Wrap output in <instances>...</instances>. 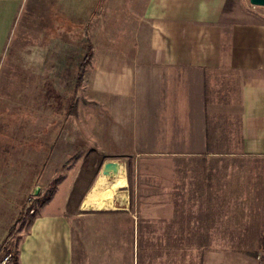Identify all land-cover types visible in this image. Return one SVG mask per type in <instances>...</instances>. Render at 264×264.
Listing matches in <instances>:
<instances>
[{"label": "crops", "instance_id": "0c3cea01", "mask_svg": "<svg viewBox=\"0 0 264 264\" xmlns=\"http://www.w3.org/2000/svg\"><path fill=\"white\" fill-rule=\"evenodd\" d=\"M127 1L132 43L126 62L132 149L127 154L165 160L161 171L169 168V160H203L206 172L225 157L264 156V19L237 0ZM21 10L22 0H0V72ZM118 165L117 172L123 171ZM177 165L173 180L151 172L153 165H135L143 171L141 181L134 182L141 188L133 198L140 203L138 212L124 171V179L106 181L101 174L91 188L92 182L87 184L75 212L67 207L70 179L60 200L52 205L55 189L20 232L17 264H132L139 217L142 228L158 226L162 249H175L183 201L190 203L186 233H212L211 207L220 202L216 195L223 179H214L212 172L180 177L184 169H203ZM155 174L161 179H151ZM108 206L105 215L89 211ZM263 232L264 222L259 235ZM259 235L258 253L240 264H264ZM194 244L195 249L214 248Z\"/></svg>", "mask_w": 264, "mask_h": 264}, {"label": "rangeland", "instance_id": "374dc122", "mask_svg": "<svg viewBox=\"0 0 264 264\" xmlns=\"http://www.w3.org/2000/svg\"><path fill=\"white\" fill-rule=\"evenodd\" d=\"M237 1L264 19V6ZM128 2L22 0L0 72V264L15 251L19 234L29 223L30 208L35 214L37 198L50 182L57 179L52 184L53 192L57 189L54 205L73 180L67 207L75 212L82 207L83 188L92 182L91 188L103 162L111 160L121 163L129 175L131 206L137 212L140 203L133 198L141 188L135 189L134 182L141 181L143 173L135 169L138 164L153 165L151 172L172 180L177 163L199 164L203 170L184 169L178 176L212 172L211 177L225 183L220 195L215 194L220 202L211 207L212 233H186L190 203H181L182 233L175 249H162L158 226L142 228L139 217L132 264H240L246 255L258 253L264 222V156L225 157L212 162L206 172L203 160H169V168L161 171L165 160L127 154L132 150ZM87 52L88 61L78 77L77 68ZM123 171L116 176L124 179ZM156 174L151 179H161ZM114 176L103 175L106 181ZM109 208L89 211L105 215ZM194 242L212 243L214 248L195 249ZM5 264H11V257Z\"/></svg>", "mask_w": 264, "mask_h": 264}, {"label": "trees", "instance_id": "16d2710c", "mask_svg": "<svg viewBox=\"0 0 264 264\" xmlns=\"http://www.w3.org/2000/svg\"><path fill=\"white\" fill-rule=\"evenodd\" d=\"M87 61H88V52L85 55H83L82 60H81L79 66L77 68V76L78 77L80 76V73H81V70L83 68V65L85 63H87ZM54 180L55 181H52V182L49 183V185L47 186V189L43 193V195L37 198L38 207L39 206H42L44 203H46L50 199V197H51V195L53 193L54 186H55L53 182L56 183L57 179H54ZM33 215H34L33 213L31 215H29L30 216L29 219H28L29 222L31 221ZM259 240L260 241H263L264 240V232L259 235ZM11 260H12L13 264H17V259H16L15 251L11 254Z\"/></svg>", "mask_w": 264, "mask_h": 264}, {"label": "water", "instance_id": "95a60500", "mask_svg": "<svg viewBox=\"0 0 264 264\" xmlns=\"http://www.w3.org/2000/svg\"><path fill=\"white\" fill-rule=\"evenodd\" d=\"M249 4L251 5H258V6H264V0H247ZM118 162L116 161H105L103 162L101 166L100 173L102 175L111 176L113 174L117 173L118 170Z\"/></svg>", "mask_w": 264, "mask_h": 264}, {"label": "built area", "instance_id": "2783aa9c", "mask_svg": "<svg viewBox=\"0 0 264 264\" xmlns=\"http://www.w3.org/2000/svg\"><path fill=\"white\" fill-rule=\"evenodd\" d=\"M34 211H35L34 207H31V208H30V213H34ZM10 257H11V254H10V253L6 254V255L3 257V259L1 260V264H5V263L7 262V260L10 259Z\"/></svg>", "mask_w": 264, "mask_h": 264}, {"label": "bare ground", "instance_id": "6f19581e", "mask_svg": "<svg viewBox=\"0 0 264 264\" xmlns=\"http://www.w3.org/2000/svg\"><path fill=\"white\" fill-rule=\"evenodd\" d=\"M118 172H119V171H118ZM118 172H117V173H118ZM117 173H116V174H117ZM116 174H115V176H116Z\"/></svg>", "mask_w": 264, "mask_h": 264}]
</instances>
